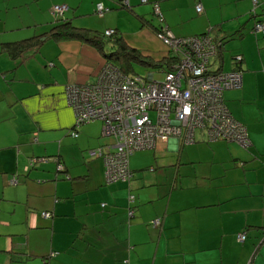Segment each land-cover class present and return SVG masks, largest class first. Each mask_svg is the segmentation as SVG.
Segmentation results:
<instances>
[{
    "label": "crops",
    "instance_id": "crops-1",
    "mask_svg": "<svg viewBox=\"0 0 264 264\" xmlns=\"http://www.w3.org/2000/svg\"><path fill=\"white\" fill-rule=\"evenodd\" d=\"M119 1L0 0V44L45 30L55 4L67 6L62 16L74 24L116 28L154 58L167 46L137 15L156 23L150 1L177 36L217 24L243 31L234 38L253 32L257 49L229 46L226 60L224 43L210 61L230 70L233 53L242 54L241 83L223 97L250 142L211 140L196 129L192 142L170 138L135 150L131 177L108 181L104 159L89 150L111 137L101 134L100 120L72 135L64 91L94 81L102 54L79 40L46 41L17 58L0 50V264H264V30H253L264 23V0H122L133 10ZM98 2L108 7L102 15ZM106 14L113 23L103 22Z\"/></svg>",
    "mask_w": 264,
    "mask_h": 264
},
{
    "label": "built area",
    "instance_id": "built-area-1",
    "mask_svg": "<svg viewBox=\"0 0 264 264\" xmlns=\"http://www.w3.org/2000/svg\"><path fill=\"white\" fill-rule=\"evenodd\" d=\"M66 7L55 4L53 11L61 13ZM96 8L101 12L102 4ZM195 8L202 11V4L197 2ZM166 30L158 37L179 55V60L163 71L161 78H154L151 71L145 76L127 74L105 60L92 84L65 85L67 102L76 115L75 124L100 119L102 133L113 138L89 150V154L104 159L108 181L129 178L128 156L135 149L152 148L157 141L170 138L192 142L196 129H202L211 140L225 137L244 146L250 142L245 127L232 117L222 100L224 89L240 85L241 72L211 70L209 59L216 51L212 34L178 37ZM253 30L263 31L264 23L256 22ZM112 31L107 29L106 33ZM237 58L240 60L239 55ZM42 215L49 216V212L43 211ZM244 238V231L237 234L239 241Z\"/></svg>",
    "mask_w": 264,
    "mask_h": 264
},
{
    "label": "trees",
    "instance_id": "trees-1",
    "mask_svg": "<svg viewBox=\"0 0 264 264\" xmlns=\"http://www.w3.org/2000/svg\"><path fill=\"white\" fill-rule=\"evenodd\" d=\"M141 1L142 2H148V0H141ZM98 3L102 4V11L99 12L96 7H95V11L99 15H102L105 11L108 10V7H105L102 2H98ZM150 3H151L150 12L152 13L153 17L155 18L156 23L153 22L152 17L146 18L143 14L141 15L139 13H137V15L141 19V24L149 26L152 29V31L154 32V34L156 35V37L160 41H162L158 37V33H166V31H167L166 28L168 29V27L166 26V24L163 21L162 10L160 9L158 2L157 1H150ZM97 4H96V6H97ZM119 4L126 7L129 10H133L132 5L129 3H125L124 1L120 0ZM155 4H157L158 10H156ZM63 12L64 11H62L61 13L54 12V14H53L54 20L43 31H40L38 33L32 34L30 36H27V37H24L21 39L1 42L0 50L7 52L13 58H17V57H20L24 53V51L31 49V48L37 49L42 44H44L46 41H50V40H53V41L79 40V41L86 42V43L92 45L94 48H96L102 54L104 59H107L108 61L112 62L122 72L127 73V74H139L135 70V64H140L142 66H153L154 69L150 70L151 72H155L157 69H159L161 72H163L165 70L171 69L175 65V63L179 60V55L174 53L169 48H167L166 52H164V55H162L160 58H154L153 56H151L146 51H144L140 48L134 47V46L130 45L128 42H126V40L120 34V32L116 31L117 30L116 28L109 27V28H106L104 30H100V29H96V28L93 29V28H89V27L78 26V25L74 24L71 21V19L63 17L62 16ZM257 22H260V20H257ZM107 29H112L113 31L111 33H106ZM212 31H214L213 32L214 33L213 38L216 42L215 55H217V57H219V58L221 56L220 55L221 54V47L225 43V41H227L231 38H234V37H240L243 34V31L240 29H237L231 33H228L226 31L222 30L221 27L219 26V24L212 26L209 30H207L205 32H201V33H197V34H202V33L203 34L204 33H210L211 34ZM178 37H185V36H178ZM162 43L164 45H166L163 41H162ZM238 55L240 56V60L237 58ZM213 56L214 55H212L210 57V59H209L210 61H211ZM242 58L243 57H242L241 53L233 54V58H232L233 67H232V69L240 71V69H241L240 62H241ZM209 67L211 68V70H214V71H229V70H222L220 68L221 66L220 67L218 66L216 68H215V66L212 67L210 63H209ZM232 69H230V70H232ZM142 76H145V75H142ZM94 81H95V79H94ZM94 81H89L87 83L92 84ZM64 91H65V89H64ZM222 100L224 101L223 93H222ZM224 104H225V102H224ZM75 117H76V115L74 112V129H72L71 132L75 131L77 133L75 127L82 124V123H79L78 125H76L75 124ZM232 117L235 120H237L238 122H240L241 125H243L246 129V126L241 121L236 119L233 115H232ZM94 120H100V119H94ZM246 133H247V136L249 138V134L247 132V129H246ZM101 134L104 136V134L102 133V128H101ZM112 139L113 138H111L109 142H111ZM217 139L237 142L235 140H229L225 137H218ZM237 143H239V142H237ZM103 144H106V143H103ZM246 146H248V145H246ZM141 149H151V148H141ZM135 150H139V149H135ZM130 155L128 156V158L130 157ZM54 158H55V161L57 162V170H62V169L64 170V166H63L62 162L57 158V156H54ZM34 159L35 158H33V157L30 158L29 163L33 164ZM128 167H129V171H130V176H129V178H130L132 175V170H131L130 165H129V160H128ZM13 179L16 180V177H13ZM123 180H125V179H123ZM128 198H129V196H128ZM133 198H134V195H133ZM128 211L131 214L132 209L129 208ZM50 215H51V213H50ZM261 242H264V229L262 231ZM50 254H54V252H52Z\"/></svg>",
    "mask_w": 264,
    "mask_h": 264
},
{
    "label": "rangeland",
    "instance_id": "rangeland-1",
    "mask_svg": "<svg viewBox=\"0 0 264 264\" xmlns=\"http://www.w3.org/2000/svg\"><path fill=\"white\" fill-rule=\"evenodd\" d=\"M43 5L42 6H44L45 5V3H42ZM107 13V12H106ZM95 14V13H94ZM96 15V14H95ZM88 16H91V15H88ZM105 19L103 20V22L104 23H107V24H109V23H113V20L111 19V18H109L108 17V15L106 14L105 15V17H104ZM248 21H250V22H248V26L247 27H249V25H252L253 23H254V19L253 18H250V19H248ZM119 22L123 25V24H125L124 23V21L122 20V19H119ZM254 25V24H253ZM93 29H95V28H93ZM254 37H255V34H253V32H251L250 34L249 33H247V34H245L242 38H232V39H229V40H227L226 42H225V54H226V57H227V59L226 60H229L228 58H229V56H230V53H231V49H232V47H233V49H234V47L235 46H237L239 43L240 44H242V46L243 45H245V47L246 48H251V49H257V46H255L254 45ZM227 44H228V46H227ZM229 46H231L230 48L231 49H229L228 47ZM234 54V53H233ZM105 60H107V59H104L103 61H105ZM103 63V62H102ZM99 68V67H98ZM154 69V67L153 66H142V65H140V64H135V70L139 73V74H141V75H146L147 74V72L148 71H150V70H153ZM97 71H99V69H97L96 70V72H95V78H96V74H97ZM163 76V73L159 70V69H157L155 72H154V78H161ZM229 110V109H228ZM230 112V111H229ZM95 120H93V122H94ZM92 122V121H91ZM90 122V123H91ZM100 122V128H102V122L101 121H99ZM96 126V125H95ZM199 130V129H198ZM202 130V129H201ZM109 137V136H108Z\"/></svg>",
    "mask_w": 264,
    "mask_h": 264
}]
</instances>
